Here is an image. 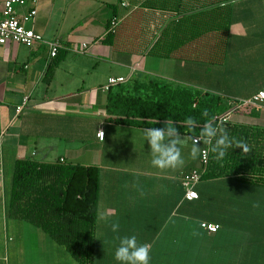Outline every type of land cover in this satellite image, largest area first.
Masks as SVG:
<instances>
[{
	"label": "crops",
	"instance_id": "1",
	"mask_svg": "<svg viewBox=\"0 0 264 264\" xmlns=\"http://www.w3.org/2000/svg\"><path fill=\"white\" fill-rule=\"evenodd\" d=\"M125 3L38 0L28 26L67 52L49 80L54 57L47 43L0 44V264H84L10 211L16 161L31 157L99 168L93 259L86 264H119L116 234L97 222L99 212L114 214L119 235L136 233L151 245L150 264H206L218 238L227 249L237 247L228 250L231 256L263 260L264 185L200 181L199 197L187 200L181 173L200 163V156H189L193 138L184 134V167L155 169L142 134L148 126L115 120L107 103L109 91L120 84L147 79H191L204 92L238 100L264 90V0ZM30 7L31 0L28 7L17 6L18 16ZM115 14L117 34L110 44L104 38ZM111 76L126 81L106 89ZM230 119L264 128V101L236 108ZM201 221L220 228L209 233Z\"/></svg>",
	"mask_w": 264,
	"mask_h": 264
},
{
	"label": "trees",
	"instance_id": "2",
	"mask_svg": "<svg viewBox=\"0 0 264 264\" xmlns=\"http://www.w3.org/2000/svg\"><path fill=\"white\" fill-rule=\"evenodd\" d=\"M110 6H113L117 13L118 7ZM114 18H117V14ZM120 27L118 29H121ZM116 32H108L104 42L112 44ZM66 53V50L59 49L48 68L47 80L52 77L56 66L65 58ZM134 82L133 88H150L151 95L131 96L128 94L129 85L120 84L115 90L109 91V116L120 122L148 127H161L164 120H171L181 133L192 138L200 136L201 129L208 120H214L216 125L226 129L235 140L246 142L250 152L242 153V149L237 147L229 149L227 155L218 160L211 152L210 145L203 143L202 139L200 146H208L209 155L200 181L230 179L264 185V128L233 122L231 119L225 122L220 120L237 99L215 92L179 88L163 80ZM187 117H193L197 122L191 131L184 126ZM149 119H158L161 123L151 125L147 123ZM99 177L100 170L95 166L59 160L45 162L35 157L18 159L13 176L10 211L13 215L42 228L57 243L70 250L78 261L86 264L93 259ZM195 189L197 191L198 186ZM232 248L237 249L236 246L227 249L225 240L216 239L206 264H264V259L227 254Z\"/></svg>",
	"mask_w": 264,
	"mask_h": 264
},
{
	"label": "clouds",
	"instance_id": "3",
	"mask_svg": "<svg viewBox=\"0 0 264 264\" xmlns=\"http://www.w3.org/2000/svg\"><path fill=\"white\" fill-rule=\"evenodd\" d=\"M204 115H207L206 111ZM147 123L157 125L161 121L149 119ZM196 123L195 118L187 117L184 121V126L191 131L196 127ZM142 134L148 144L152 167L158 170H175L185 166L186 158L183 154V149L187 147V137L180 132L173 121L166 119L161 127H146L142 130ZM100 135L104 139L103 132ZM200 137L203 139V143L210 145L211 152L215 154L218 160L223 159L229 149L238 147L242 149V153L250 152L246 142L235 140L226 129L219 127L211 119L201 129ZM199 143L200 141H195L190 148L189 156L193 160L197 159L201 154ZM134 183H138V181ZM141 194L143 195L144 193L141 192ZM253 206H258V202L254 203ZM113 215L108 212H99L97 222H102L112 233L116 234L114 241H118V244L114 250V259L119 264H150L151 245L146 242H140L136 233L119 235L120 222L117 219H112Z\"/></svg>",
	"mask_w": 264,
	"mask_h": 264
},
{
	"label": "built area",
	"instance_id": "4",
	"mask_svg": "<svg viewBox=\"0 0 264 264\" xmlns=\"http://www.w3.org/2000/svg\"><path fill=\"white\" fill-rule=\"evenodd\" d=\"M29 1L30 0H0V44L18 43L24 44L28 47H33L39 42H45L50 50L51 57H55L61 47L60 42L58 40L45 41L41 33L36 32L32 27L28 26L29 23L34 22L38 14L36 6L38 0H31L33 7L27 8L21 16H18L16 7H28ZM125 2L126 0H122L123 5L126 4ZM117 25L118 19L113 18L108 31H115ZM87 48L88 46L84 44L83 50L85 51ZM125 81L126 78L123 76H111L108 79L106 89ZM262 101H264V90L259 91L257 94L249 98L237 99V101L232 102L233 107L226 112L220 120L223 122L228 121L236 108L256 106ZM20 110L21 107L18 108V111ZM101 132L105 135L103 130H99L97 132V136L100 139H102L100 135ZM193 141L201 142L202 138L200 136H196L193 138ZM208 155V146L201 148L199 166L192 167L181 173L180 179L186 190L185 198L187 200L191 201L199 197L195 187L204 173L205 167L208 163ZM200 226L209 233H216L220 228L219 224L210 221H201Z\"/></svg>",
	"mask_w": 264,
	"mask_h": 264
},
{
	"label": "rangeland",
	"instance_id": "5",
	"mask_svg": "<svg viewBox=\"0 0 264 264\" xmlns=\"http://www.w3.org/2000/svg\"><path fill=\"white\" fill-rule=\"evenodd\" d=\"M141 79H144V76H142ZM188 81H191V82H188ZM188 81H180V80L167 81L166 80V82H170V83H172V85H174L176 87H179V88H188L190 90L199 89V91H202V90H200V87L198 88V86H196L193 83L194 80L189 79ZM134 83L135 82H130L129 84H126V85H129L128 87L130 88V90L128 92L129 95H131V96H141V97H147V96L151 95V91L152 90L150 88H141V89L133 88V84ZM218 87H219V89H224L225 84L221 83V84H219ZM205 92H207V90ZM208 92L212 93L211 91H208Z\"/></svg>",
	"mask_w": 264,
	"mask_h": 264
}]
</instances>
